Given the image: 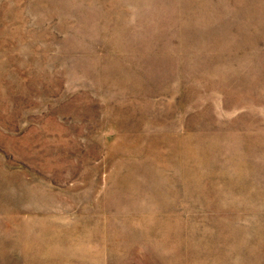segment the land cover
Instances as JSON below:
<instances>
[{
  "label": "rangeland",
  "instance_id": "rangeland-1",
  "mask_svg": "<svg viewBox=\"0 0 264 264\" xmlns=\"http://www.w3.org/2000/svg\"><path fill=\"white\" fill-rule=\"evenodd\" d=\"M0 264H264V0H0Z\"/></svg>",
  "mask_w": 264,
  "mask_h": 264
}]
</instances>
